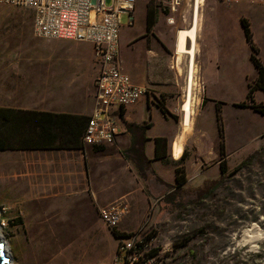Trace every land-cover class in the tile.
Here are the masks:
<instances>
[{
  "label": "rangeland",
  "instance_id": "obj_1",
  "mask_svg": "<svg viewBox=\"0 0 264 264\" xmlns=\"http://www.w3.org/2000/svg\"><path fill=\"white\" fill-rule=\"evenodd\" d=\"M146 1L152 7L156 5L162 9L169 19L175 17V24H180L176 27L175 38L180 29L190 27L192 6L184 7L185 1L176 11L170 8L171 0ZM105 2L111 5L112 0ZM189 3L192 5L193 0H189ZM232 7L235 9L228 15L233 18L234 24L239 11L236 5ZM246 10L248 17L259 15L250 6ZM143 13L144 7L142 9L138 0L135 26L130 28L127 14L122 17L121 53L125 56H132L126 41L134 29L144 27ZM21 34L24 35L22 42ZM39 39L33 35L32 10L0 4V54L31 52L32 45H36ZM140 48L139 44L134 48V58L143 54ZM181 58L177 70L169 67L177 80V84L174 82L175 91L181 96L176 113L172 115L177 123L176 129L180 131L184 127L182 105L186 95L188 55L183 53ZM245 61L250 62L241 55L239 60H229L222 65V68H226L223 73L225 77L218 78V81L224 82L230 77L234 81V90L219 88L214 84L212 89L217 92L213 94L221 99L216 101V107L217 104L221 107L225 141H229L226 157L228 169L232 170L249 156L251 159L236 174L227 176L213 188L214 181L220 179L219 175L212 177L217 153H200L205 157L201 161L203 169L193 174L192 181L185 183L172 196H166L170 188L164 186L160 192L159 189L163 187H154L153 177L148 183L146 177L139 182L143 178L139 175V187L136 189L139 196L135 199L145 204H130L126 196L117 199H126L130 204V212L123 220L135 216L134 229L129 231L121 230L120 224L113 229L105 226L100 220L98 207L87 214L80 212L79 206L71 204L69 196H63L64 190L52 191L48 195L47 191L33 189V183L25 180L30 176L24 175L23 169L18 166L15 153H10L12 156L9 160L5 156L7 153L0 150V231L11 245L13 263L104 264L115 255L121 236L141 228L148 237L143 257H152V264H264V237L259 240L258 233L253 231L257 227L264 233V114L233 103V100L244 96L246 73L241 74V69L235 70V67H244ZM246 75L249 81L256 79L250 78V71ZM196 80L201 88L196 86L193 93L195 112L192 123L198 119V126L208 129L204 142L209 149L212 127L217 123L216 108L214 113L213 105H205L207 95L198 76ZM258 90L254 93V102L264 105V94L262 96ZM246 97L247 93L243 100ZM224 103L226 105L222 107ZM187 133L182 140L186 139ZM158 184L161 186L160 182ZM140 196L143 200H140ZM115 231L120 234L119 237L114 234ZM245 231H249L247 237Z\"/></svg>",
  "mask_w": 264,
  "mask_h": 264
},
{
  "label": "crops",
  "instance_id": "obj_2",
  "mask_svg": "<svg viewBox=\"0 0 264 264\" xmlns=\"http://www.w3.org/2000/svg\"><path fill=\"white\" fill-rule=\"evenodd\" d=\"M184 1L186 2L184 7L192 6V20L194 2L190 5L189 0ZM252 1L203 0L200 6V27L194 59L195 77L200 78V83L207 95L205 105H213L214 113L216 101L221 99L213 94L217 92L212 89V85L234 90V81L230 77L224 82L218 81V78L225 77L223 73L226 68H222L224 63L229 60L235 62L242 55L244 60L248 59L250 62H243L244 67L238 66L235 70L240 71L241 69V74H247V71H250L252 80L258 74L250 60L251 46L242 26V17H246L250 22L254 42L264 62V4L252 3ZM140 2L142 9L144 7V27L140 30L134 29L126 41V46L132 53L130 57L121 53L122 25L119 38V58L123 70L129 74L132 81L148 87L149 92L138 101L119 110L117 120L122 131L116 135L113 143L97 146L84 144L83 148L70 149L1 151V153H7L5 156L9 160L12 156L10 153H15L17 164L23 169L24 175L29 174L30 177L25 180L33 183V189L47 191L48 195L52 191L64 190L63 196H69L71 204L74 207L79 206L82 213L87 214L96 210L97 207L101 208L121 196L129 198L130 204H139L138 206L145 204L135 199L139 196L136 190L139 187L138 183L143 182L144 177L140 178L141 181L138 180L140 174L130 151L133 141H140L138 130L133 126L141 125L145 121L150 123L145 131L144 141L145 154L150 159L151 165V168L146 169L145 181L147 183L153 177L154 187H163L159 189L162 192L166 185L160 182V186L156 176L174 184L177 165L183 167L186 183L191 182L193 174L200 171V168L203 169L201 161L205 157L199 154L209 153V151L217 153L216 159L218 158L212 166V177L221 175L217 123L215 127H212L211 148L208 149L204 142L208 129L198 126V119L194 124L192 123L190 130L184 131L183 127L180 131L176 129L177 123L172 116L176 113L175 109L181 97L175 91L176 77L175 75L173 77V72L169 69L177 53L175 30L180 24H175V17L169 19L162 9L154 5L155 22L148 31L149 4L146 0H140ZM137 3L138 0L135 1L134 19L131 24L129 23L130 28L135 26ZM240 4H245V6H240ZM235 5L239 13L235 15L237 22L233 24V18L228 13L230 14L235 9L232 7ZM256 5H261V7L256 8ZM249 6L259 12V15L253 18L246 16V9ZM23 39L24 35L21 34V42ZM137 44L141 46L140 49H143V54L134 58L136 56L134 48ZM181 59L178 61L181 62ZM97 74L98 65L90 43L41 38L36 41V45H32L31 52L0 54V106L90 116L95 107ZM246 74L245 87H243L244 96L239 100H233V103L243 100L246 96L249 86ZM258 92L263 96L262 90L259 89ZM164 102L167 112H164L161 107ZM225 105L224 103L222 107ZM215 128L216 131H214ZM186 133L188 134L186 139L182 140ZM157 137H164L168 141L167 160L155 158ZM177 142L181 144L182 150L179 155L175 156L174 146ZM225 142L226 151L229 153L228 139ZM139 198L143 200L141 196ZM136 205L133 206L136 207ZM134 220V215L123 220L120 223L121 230L134 229ZM113 257L104 264L112 261Z\"/></svg>",
  "mask_w": 264,
  "mask_h": 264
},
{
  "label": "built area",
  "instance_id": "obj_3",
  "mask_svg": "<svg viewBox=\"0 0 264 264\" xmlns=\"http://www.w3.org/2000/svg\"><path fill=\"white\" fill-rule=\"evenodd\" d=\"M136 0H0L32 10L33 34L42 39H65L88 42L92 45L96 76L95 107L83 135L88 145L113 143L122 128L117 120L119 110L138 101L149 92L148 87L135 84L122 66L119 58V38L122 17L133 22ZM184 0H171L170 8L178 10ZM238 1V0H229ZM264 2V0H253ZM182 62V59H181ZM178 53L171 61V68L181 65ZM197 80L193 87L196 88ZM188 88V76L186 78ZM130 212L128 200L121 199L99 208L102 222L110 229L117 227ZM148 237L140 228L120 237L117 251L107 264H152V257L144 258Z\"/></svg>",
  "mask_w": 264,
  "mask_h": 264
},
{
  "label": "trees",
  "instance_id": "obj_4",
  "mask_svg": "<svg viewBox=\"0 0 264 264\" xmlns=\"http://www.w3.org/2000/svg\"><path fill=\"white\" fill-rule=\"evenodd\" d=\"M154 22V9L149 5L147 11L148 31L151 30ZM241 22L247 41L251 46L250 59L257 69L258 74L254 81H249L246 99L235 104L241 107H251L264 114V105L254 102L255 91L258 89L264 91V62L259 56V48L254 42L249 20L246 17H242ZM161 107L164 112L167 111L164 105ZM89 119L90 116L87 115L0 106V150L83 148L85 144L83 135ZM216 119L220 138L219 156L221 175L219 180L214 181L213 188L227 176L236 174L251 159L249 156L243 159L232 170L228 169L224 124L222 123L221 107L218 104L216 107ZM149 126L150 123L147 121L141 125L133 126V128L138 130L140 141H133L130 151L132 152V158L137 166L138 172L142 177H146V169L151 168L150 159L147 158L144 148V141L146 139L145 131ZM155 140V158L167 160V139L157 137ZM156 179L171 189L166 196H172L177 190L184 187L187 181L181 165H177L176 167V183H168L159 176H156ZM114 234L117 237L120 236L116 231Z\"/></svg>",
  "mask_w": 264,
  "mask_h": 264
},
{
  "label": "bare ground",
  "instance_id": "obj_5",
  "mask_svg": "<svg viewBox=\"0 0 264 264\" xmlns=\"http://www.w3.org/2000/svg\"><path fill=\"white\" fill-rule=\"evenodd\" d=\"M193 2L194 3H193V10H192L191 25L189 28L180 29L177 35V53H179L178 60H180L183 53L188 55V69H187L188 88L186 84V95H185V100L182 105V110L184 112L183 113L184 131L190 130L192 126L193 114L195 112L193 108V104H194L193 103L194 102L193 86L196 81V77H195L196 66H195L194 59H195V54L197 51V36H198V30L200 27V18H201L200 6L203 0H193ZM188 41L190 43L189 46H188ZM196 85H197V82H196ZM181 150H182L181 144L177 142L174 146L175 156L179 155ZM253 231L255 233H258L257 238L259 240H261L264 237V233L260 231L257 227H254ZM248 233L249 231H245L244 235L246 236ZM0 238L4 242V250H5L6 255L10 257V261L8 264H14L12 260L13 253H12L11 245L8 241L4 239L1 231H0Z\"/></svg>",
  "mask_w": 264,
  "mask_h": 264
},
{
  "label": "water",
  "instance_id": "obj_6",
  "mask_svg": "<svg viewBox=\"0 0 264 264\" xmlns=\"http://www.w3.org/2000/svg\"><path fill=\"white\" fill-rule=\"evenodd\" d=\"M10 257L6 255L4 250V242L0 238V264H8Z\"/></svg>",
  "mask_w": 264,
  "mask_h": 264
}]
</instances>
